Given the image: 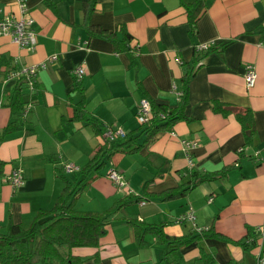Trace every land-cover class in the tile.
Segmentation results:
<instances>
[{
  "label": "crops",
  "instance_id": "obj_1",
  "mask_svg": "<svg viewBox=\"0 0 264 264\" xmlns=\"http://www.w3.org/2000/svg\"><path fill=\"white\" fill-rule=\"evenodd\" d=\"M87 1L26 0L36 29L32 49L0 35V231L9 222L29 227L68 182L75 187L82 180L77 210L102 212L129 193L137 200L108 216L97 246L71 248L80 264H258L264 238L257 231L250 247L233 240L248 228L264 230V0H206L194 31L185 6L194 0H95L88 16ZM5 14L19 15L16 0H0V17ZM200 43L223 46L200 53ZM52 54L58 59L37 71L35 92L21 80L22 100L33 101L23 116L10 104L18 79L9 72ZM80 63L85 71L76 88L72 70ZM246 64L257 73L252 87L246 86ZM187 71L188 119L148 137L135 116L139 102L176 106ZM214 101L252 110L249 144L235 113L215 112ZM15 120L22 122L6 131ZM106 127L131 133L130 148H138L104 156L97 170L64 172L63 162L88 163L105 142ZM182 138L198 140L192 166ZM16 167L25 177L18 187L5 179ZM111 168L123 175V187L108 177ZM223 169L224 175L194 183ZM169 191L176 195L167 197ZM189 209L195 225L176 222ZM160 223L170 237L210 229L224 238L172 245L146 227Z\"/></svg>",
  "mask_w": 264,
  "mask_h": 264
},
{
  "label": "trees",
  "instance_id": "obj_2",
  "mask_svg": "<svg viewBox=\"0 0 264 264\" xmlns=\"http://www.w3.org/2000/svg\"><path fill=\"white\" fill-rule=\"evenodd\" d=\"M206 0H194L191 3H186L185 6L188 11V16L193 22L192 31L195 30V22L200 12L205 6ZM95 0L87 1L84 5L86 15L95 8ZM92 32L105 35L106 32L100 30L97 26L88 24ZM223 45L212 44L208 49L200 51H210L219 49ZM131 51L130 48L127 49ZM199 52V51H198ZM200 57L194 59V64L200 61ZM193 64V65H194ZM192 72L187 71L182 77V92L179 96V101L176 106L170 107L164 104L156 103L148 99L150 102L153 117L149 122L140 125L139 129L145 132L147 136L151 137L156 132L164 129H171L175 122L180 119H188L184 113V105L187 100L189 75ZM73 75L74 87H78L80 80ZM22 81L18 80L17 84L11 94V106L15 109H20L24 106L22 100ZM213 110L224 115L235 113L242 130L245 134L246 144H249L254 133L253 113L249 108H237L229 104L214 101ZM160 114H163L162 118ZM22 122V121H21ZM21 122L18 120L10 123L9 130L12 127H18ZM133 141L131 133L126 134L124 137L117 138L113 141L103 142L96 152V154L88 161V163L81 168V171H90L91 169L97 170L101 167L104 160L103 157L110 156L114 151H133L138 148L134 146L130 148ZM3 162L0 161V174L2 173ZM225 169L201 175L194 183L212 179L219 175H224ZM86 183L82 180L72 187L69 182L66 184L62 193L57 198L55 204L48 210H39L29 227L25 228L20 223L9 222L5 232L0 231V264H80L76 261L75 257L71 254V248L75 246H97L100 237L105 233V225L108 216L118 208L130 202L136 201L134 195L127 194L121 199L117 200L113 207L102 212L83 211L75 208L78 194L82 191ZM190 187L184 188L179 193ZM176 195L175 192L169 191L167 197ZM134 225L141 223L132 220ZM136 226V227H138ZM163 223L147 225V229L156 233L161 239L169 242L172 245L188 244L200 237L216 235L224 238L211 230H204L198 234L195 231L188 235L170 237L161 228ZM140 234V230L137 228ZM256 231L248 228L246 236L239 240H233L237 244H241L244 248L250 247L256 242Z\"/></svg>",
  "mask_w": 264,
  "mask_h": 264
},
{
  "label": "built area",
  "instance_id": "obj_3",
  "mask_svg": "<svg viewBox=\"0 0 264 264\" xmlns=\"http://www.w3.org/2000/svg\"><path fill=\"white\" fill-rule=\"evenodd\" d=\"M16 3L19 8V15L5 14L0 17V35H9L11 36L12 41H14L19 46L32 49L36 44V29L34 27V19L31 16H26V13L28 11L26 0H16ZM211 45V43H200L195 46V49L198 51H203L208 49ZM133 49L134 51L139 50L138 45H135ZM57 59L58 55L52 54L49 55L43 62L31 65H20L16 69L10 71L9 75L11 77L17 78L18 80H22L30 93L35 92L37 71L39 69L45 68L47 63L54 62ZM84 71L85 65L83 63H80L75 65L72 73L77 77V80H81ZM244 78L247 87H252L255 84L257 73L254 65L246 64ZM32 105L33 101L31 100V98L24 103V106L21 110L23 116H25L29 112V110L32 108ZM135 116L140 125L150 121V119L153 117V113L148 99L143 98L139 102ZM160 116L162 118L164 117L163 114H160ZM125 135L126 132L120 127H106L102 134V137L107 141H113L117 138L124 137ZM180 141L184 149L187 151L188 161L190 166H192L193 160L191 158L190 151L198 145V140L195 138H182ZM257 153L258 151L256 152V154ZM256 154L255 156L257 158ZM62 169L64 170V172L72 173L79 171L81 168L72 162H63ZM107 175L118 187H123L126 184L125 180L123 179V175L117 169L111 168L108 171ZM5 179L8 183H10V185L14 187L21 186L25 181L23 169L21 167L13 168L5 175ZM195 219V212L193 211V209H189L179 215V217L176 219V222L189 220L192 221L195 225ZM196 229L200 230L201 228L197 227ZM255 231H257L259 235L264 238V230L262 227H256ZM258 264H264V258H260Z\"/></svg>",
  "mask_w": 264,
  "mask_h": 264
}]
</instances>
